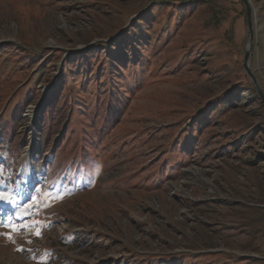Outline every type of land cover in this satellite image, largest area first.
I'll use <instances>...</instances> for the list:
<instances>
[{"label": "rangeland", "instance_id": "374dc122", "mask_svg": "<svg viewBox=\"0 0 264 264\" xmlns=\"http://www.w3.org/2000/svg\"><path fill=\"white\" fill-rule=\"evenodd\" d=\"M161 1L0 0V264H264V0Z\"/></svg>", "mask_w": 264, "mask_h": 264}, {"label": "snow or ice", "instance_id": "6c2138e0", "mask_svg": "<svg viewBox=\"0 0 264 264\" xmlns=\"http://www.w3.org/2000/svg\"><path fill=\"white\" fill-rule=\"evenodd\" d=\"M11 174L5 177L3 166L0 165V201H4L7 204H10L15 212L9 214L7 218L0 217V226L10 227L13 232L19 230L21 225L15 223L14 217L16 219H22L23 217L29 214V211L36 207L49 206L56 199H62L63 194H53L51 190H45L40 187L35 188V192L31 195V199L27 202L22 203L24 200V187L27 185V180L17 179L13 185L10 182ZM32 224L38 225L35 229L34 234L39 236L41 235L40 225L42 222L39 220H33ZM29 224H23L22 227H30ZM9 239H11V233H6Z\"/></svg>", "mask_w": 264, "mask_h": 264}, {"label": "water", "instance_id": "95a60500", "mask_svg": "<svg viewBox=\"0 0 264 264\" xmlns=\"http://www.w3.org/2000/svg\"><path fill=\"white\" fill-rule=\"evenodd\" d=\"M253 16H254L253 12H252L250 6L248 5V24H249V29H250V42H249V45H248V47L246 49V53H245L244 67H245L246 71L248 72V74L251 76L255 86L257 87L259 92L262 94V91L260 89L258 81H257L255 75L253 74L251 68H250V56L252 53V49L254 47Z\"/></svg>", "mask_w": 264, "mask_h": 264}, {"label": "bare ground", "instance_id": "6f19581e", "mask_svg": "<svg viewBox=\"0 0 264 264\" xmlns=\"http://www.w3.org/2000/svg\"><path fill=\"white\" fill-rule=\"evenodd\" d=\"M26 162H25V165H24V179L27 180V185L25 186L26 189H29L30 186L33 187V181H35V178L38 177L39 175H43L42 174V171L41 172H38L37 170H34L33 169V166H32V161H31V158H30V149H28V152L26 153ZM1 204H4L6 202L4 201H0Z\"/></svg>", "mask_w": 264, "mask_h": 264}, {"label": "trees", "instance_id": "16d2710c", "mask_svg": "<svg viewBox=\"0 0 264 264\" xmlns=\"http://www.w3.org/2000/svg\"><path fill=\"white\" fill-rule=\"evenodd\" d=\"M162 1L160 0V2L159 3H161ZM143 26H141V28H142ZM135 28V27H134ZM136 30H138L139 29V26H137V28H135ZM79 187V186H78Z\"/></svg>", "mask_w": 264, "mask_h": 264}]
</instances>
